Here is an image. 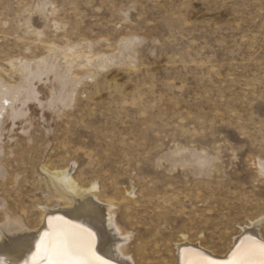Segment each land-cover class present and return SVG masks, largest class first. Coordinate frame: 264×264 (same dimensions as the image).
Here are the masks:
<instances>
[{
    "label": "rangeland",
    "instance_id": "1",
    "mask_svg": "<svg viewBox=\"0 0 264 264\" xmlns=\"http://www.w3.org/2000/svg\"><path fill=\"white\" fill-rule=\"evenodd\" d=\"M2 101L0 207L31 227L63 204L41 167L71 166L137 264L264 237V0H0ZM179 149L198 161L160 159Z\"/></svg>",
    "mask_w": 264,
    "mask_h": 264
},
{
    "label": "bare ground",
    "instance_id": "2",
    "mask_svg": "<svg viewBox=\"0 0 264 264\" xmlns=\"http://www.w3.org/2000/svg\"><path fill=\"white\" fill-rule=\"evenodd\" d=\"M125 52L126 48L121 45L119 57L123 58ZM2 104L4 101L0 102V106ZM21 131L23 135L29 134L26 127ZM27 141L32 143L33 138L29 135ZM194 153H189L186 149H179L169 152L160 159L165 158L166 162L171 165L185 164L188 160L198 161ZM0 154L3 155L2 161L7 156L14 155L12 150L5 147L1 148ZM199 163L203 164L205 160H199ZM75 165L76 163L73 162L72 166ZM253 165L257 176L264 177V159L256 157L253 160ZM41 168L42 174L52 189L51 194L63 204L41 208L39 222L31 227L27 215L25 216L13 208V204H10L11 202L6 198L2 199L3 204L0 207V264H42V254L37 248V244L41 236L49 231V221L51 220L53 225H56L60 219L72 225H82L95 233L96 254L107 260L108 264H137L134 254L130 253L133 251H128L131 234L119 226L114 207L101 202L99 187L94 183L87 186L80 184L73 175L71 166L49 168L43 165ZM6 175L7 169L0 164V179L4 180ZM18 178L19 175L11 176L12 184L19 183ZM126 195L129 196V193ZM127 239H129L128 243ZM261 244H264V237L246 229L230 240L221 253L185 241L176 245L175 256L171 264H186V262L206 264L207 261H213L214 264H228L234 259V254L237 252L240 255L235 258L253 260L259 264L258 248ZM137 251L139 252L137 256H141V250L137 249Z\"/></svg>",
    "mask_w": 264,
    "mask_h": 264
},
{
    "label": "snow or ice",
    "instance_id": "3",
    "mask_svg": "<svg viewBox=\"0 0 264 264\" xmlns=\"http://www.w3.org/2000/svg\"><path fill=\"white\" fill-rule=\"evenodd\" d=\"M96 234L82 225H72L60 219L56 225L49 221V231L41 236L37 248L42 254V264H108L97 256ZM259 264H264V244L259 245ZM239 252L228 264H256L253 260L238 259ZM190 264V262H186ZM206 264H214L207 261Z\"/></svg>",
    "mask_w": 264,
    "mask_h": 264
}]
</instances>
